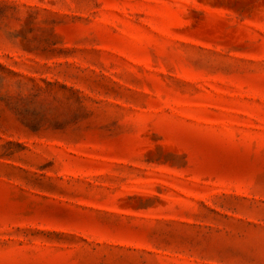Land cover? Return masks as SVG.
<instances>
[{
	"label": "rangeland",
	"instance_id": "obj_1",
	"mask_svg": "<svg viewBox=\"0 0 264 264\" xmlns=\"http://www.w3.org/2000/svg\"><path fill=\"white\" fill-rule=\"evenodd\" d=\"M0 264H264V0H0Z\"/></svg>",
	"mask_w": 264,
	"mask_h": 264
}]
</instances>
